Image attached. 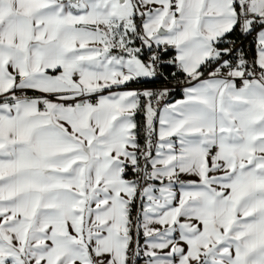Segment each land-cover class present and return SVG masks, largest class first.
<instances>
[{
    "label": "snow or ice",
    "instance_id": "1",
    "mask_svg": "<svg viewBox=\"0 0 264 264\" xmlns=\"http://www.w3.org/2000/svg\"><path fill=\"white\" fill-rule=\"evenodd\" d=\"M0 264H264V0H0Z\"/></svg>",
    "mask_w": 264,
    "mask_h": 264
},
{
    "label": "built area",
    "instance_id": "2",
    "mask_svg": "<svg viewBox=\"0 0 264 264\" xmlns=\"http://www.w3.org/2000/svg\"><path fill=\"white\" fill-rule=\"evenodd\" d=\"M173 69H169V72L172 71ZM173 85H175V81H173ZM150 87H161V85L159 83H155L154 85L150 86ZM182 95V90L179 88V86H176V90L170 95V97L168 98V102H172L173 100H175L177 97Z\"/></svg>",
    "mask_w": 264,
    "mask_h": 264
},
{
    "label": "trees",
    "instance_id": "3",
    "mask_svg": "<svg viewBox=\"0 0 264 264\" xmlns=\"http://www.w3.org/2000/svg\"><path fill=\"white\" fill-rule=\"evenodd\" d=\"M246 47H247V42H246ZM170 69V68H169ZM169 69H167L166 71H169ZM130 85H141V86H146V87H149V86H152L154 84H130ZM181 96L177 97L176 99L180 98ZM175 99V100H176ZM174 101V100H173ZM137 122L141 125V127L143 126V117L142 115H138L137 116ZM141 139H142V136H141Z\"/></svg>",
    "mask_w": 264,
    "mask_h": 264
},
{
    "label": "crops",
    "instance_id": "4",
    "mask_svg": "<svg viewBox=\"0 0 264 264\" xmlns=\"http://www.w3.org/2000/svg\"><path fill=\"white\" fill-rule=\"evenodd\" d=\"M144 87H146V86H141V85H129V88H144ZM149 87H150V86H149ZM180 98H182V95H181ZM180 98H178V99H180Z\"/></svg>",
    "mask_w": 264,
    "mask_h": 264
}]
</instances>
